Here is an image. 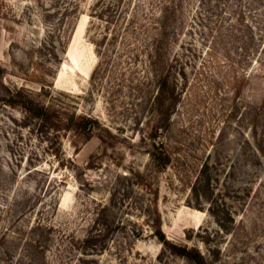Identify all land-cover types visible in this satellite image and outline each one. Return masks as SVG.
<instances>
[{
  "label": "rangeland",
  "instance_id": "obj_1",
  "mask_svg": "<svg viewBox=\"0 0 264 264\" xmlns=\"http://www.w3.org/2000/svg\"><path fill=\"white\" fill-rule=\"evenodd\" d=\"M186 1L158 114L167 0H0V264H264V0Z\"/></svg>",
  "mask_w": 264,
  "mask_h": 264
},
{
  "label": "trees",
  "instance_id": "obj_2",
  "mask_svg": "<svg viewBox=\"0 0 264 264\" xmlns=\"http://www.w3.org/2000/svg\"><path fill=\"white\" fill-rule=\"evenodd\" d=\"M164 7L161 9V16L156 15L154 18V25L157 27L154 28V31L151 34V58H150V65L152 67L156 83L158 85V93L156 94L157 100V110L156 112L162 113L166 111V103L169 100H173L174 97L177 96V79L175 76L172 75L171 70V61L170 58L166 55V48L169 46V39L172 37H176L178 34V21L182 20L184 17V9L187 3L186 0H167ZM101 18L100 16H97ZM160 21V24L158 23ZM142 26L140 25V28ZM138 27H136L137 29ZM142 29V28H141ZM155 32V33H154ZM3 72V68L0 66V75ZM15 96V95H14ZM16 96H21L20 91H16ZM6 102L10 104H14L11 102H17L15 99H10ZM171 103H169L170 105ZM169 109V108H168ZM167 109V110H168ZM40 114H46L47 110L44 107H41L39 111ZM87 126V123H84V127ZM170 155L166 156V159L170 160ZM35 227H30L28 232V245H33L35 242L33 241L32 237L30 236L31 233L34 232ZM33 230V232H32ZM159 234L164 239L163 234L159 231ZM179 251L184 255H189L190 252L186 249H179ZM201 263H204L202 259Z\"/></svg>",
  "mask_w": 264,
  "mask_h": 264
}]
</instances>
